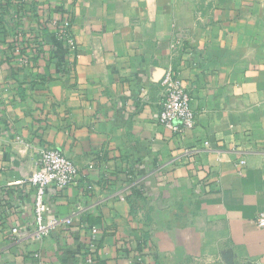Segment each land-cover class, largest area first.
I'll return each mask as SVG.
<instances>
[{
    "label": "crops",
    "instance_id": "obj_1",
    "mask_svg": "<svg viewBox=\"0 0 264 264\" xmlns=\"http://www.w3.org/2000/svg\"><path fill=\"white\" fill-rule=\"evenodd\" d=\"M7 2L0 264H264V0ZM19 2L39 12L25 23L42 24L44 10L50 28L69 24L74 50H61L62 67L48 52L24 65L9 46ZM169 67L193 95L196 124L183 135L158 121ZM41 147L79 173L47 189L52 213L72 226L36 241L27 180Z\"/></svg>",
    "mask_w": 264,
    "mask_h": 264
},
{
    "label": "built area",
    "instance_id": "obj_2",
    "mask_svg": "<svg viewBox=\"0 0 264 264\" xmlns=\"http://www.w3.org/2000/svg\"><path fill=\"white\" fill-rule=\"evenodd\" d=\"M51 24L54 28L50 29L55 33L57 40L59 42L63 41L67 46L66 48H68V52L74 50V39L70 34L69 24L62 23L60 18L53 19ZM51 47L55 48L53 45ZM21 63L24 65L29 63L26 56L22 57ZM161 86L162 101L158 116L159 123L180 135L192 130L196 124L193 95L172 67L165 70ZM206 145H209V142H206ZM37 152L39 166L27 180L35 189L33 199L34 225L28 236L36 241H42L54 230L72 226L73 223L71 215L60 218L52 213L51 204L47 199V189L53 186L61 190L70 186L75 182L79 172L75 161L59 149L41 147ZM240 162L245 163L244 160ZM256 221L261 227H264V212L257 216ZM13 232L18 233V229L14 228ZM91 232L93 238L90 248L93 251L96 248L95 235L97 228H92ZM88 261L93 262V256L89 257ZM255 264L263 263L256 262Z\"/></svg>",
    "mask_w": 264,
    "mask_h": 264
},
{
    "label": "trees",
    "instance_id": "obj_3",
    "mask_svg": "<svg viewBox=\"0 0 264 264\" xmlns=\"http://www.w3.org/2000/svg\"><path fill=\"white\" fill-rule=\"evenodd\" d=\"M19 4L21 5V2H19ZM14 5V0L12 2L11 0H8L6 4L7 10L12 11L14 9ZM21 7L22 13L17 11L13 13L15 15H18V20H16L17 18L13 15L10 22L8 23L10 25V28L13 30V35L16 36V39H13L9 44L11 49L14 50L18 46H20L22 51L21 53L27 57L29 62L31 60L39 58L40 56H43L44 54H46V52H48V54L50 53V56L52 58L57 59V61L59 62V66L62 67L65 59L61 54V50L64 49L67 52L68 48H66L67 46L63 43V41L59 42L56 38L55 33L51 31L48 25L51 21L50 17L46 16L43 10L42 24L33 26L29 23L23 22L22 18L24 17V15H33V17L39 15L36 6L30 4L29 8H25L22 5ZM3 30L6 31L7 28L5 29L4 26ZM52 45L55 48H52ZM147 239L148 236L146 234L144 235V239L142 240V245L147 244Z\"/></svg>",
    "mask_w": 264,
    "mask_h": 264
},
{
    "label": "water",
    "instance_id": "obj_4",
    "mask_svg": "<svg viewBox=\"0 0 264 264\" xmlns=\"http://www.w3.org/2000/svg\"><path fill=\"white\" fill-rule=\"evenodd\" d=\"M228 263H229V264H232V262H229V261H228Z\"/></svg>",
    "mask_w": 264,
    "mask_h": 264
}]
</instances>
